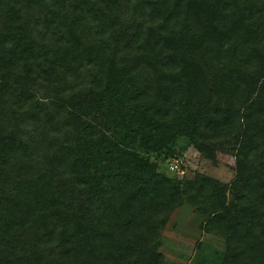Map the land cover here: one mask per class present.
Instances as JSON below:
<instances>
[{
	"label": "trees",
	"instance_id": "16d2710c",
	"mask_svg": "<svg viewBox=\"0 0 264 264\" xmlns=\"http://www.w3.org/2000/svg\"><path fill=\"white\" fill-rule=\"evenodd\" d=\"M185 203L180 264H264V0H0V264H179Z\"/></svg>",
	"mask_w": 264,
	"mask_h": 264
},
{
	"label": "rangeland",
	"instance_id": "374dc122",
	"mask_svg": "<svg viewBox=\"0 0 264 264\" xmlns=\"http://www.w3.org/2000/svg\"><path fill=\"white\" fill-rule=\"evenodd\" d=\"M185 143V138H181L177 149L184 150L185 153L180 163L183 164L182 168L179 164L175 166V161L171 163L172 159L166 155H162L161 158L153 155V159L159 162L161 172L169 176L176 174L178 178L186 176L190 179L194 178L195 170L206 172L224 181H229L233 177L234 156L219 152L217 162L214 163L203 159L201 154L192 147L184 148ZM200 219V216L193 211L192 206L188 203L173 213L162 237V248L169 259L180 264L194 253L197 241L205 237L199 228Z\"/></svg>",
	"mask_w": 264,
	"mask_h": 264
},
{
	"label": "built area",
	"instance_id": "2783aa9c",
	"mask_svg": "<svg viewBox=\"0 0 264 264\" xmlns=\"http://www.w3.org/2000/svg\"><path fill=\"white\" fill-rule=\"evenodd\" d=\"M175 163H176V165H175V166H178V160H175Z\"/></svg>",
	"mask_w": 264,
	"mask_h": 264
}]
</instances>
